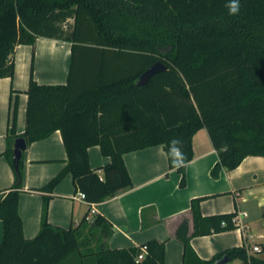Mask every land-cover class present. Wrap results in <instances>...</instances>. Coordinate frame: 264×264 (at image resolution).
I'll list each match as a JSON object with an SVG mask.
<instances>
[{"label":"trees","instance_id":"1","mask_svg":"<svg viewBox=\"0 0 264 264\" xmlns=\"http://www.w3.org/2000/svg\"><path fill=\"white\" fill-rule=\"evenodd\" d=\"M227 0H0V77H14L17 44L35 46L40 36L69 41L71 59L65 84H41L34 78V57L26 113V130L17 133L18 101L11 115L5 155L15 169L13 145L27 144L59 129L66 165L44 186L53 193L69 174L89 203H99L132 186L124 154L179 137L187 163L194 157L193 136L206 128L219 160L211 170L238 167L249 155L264 156V0H241L230 16ZM73 18L71 30L64 28ZM166 70L142 74L156 62ZM99 145L110 158L103 177L90 163L89 148ZM169 161V160H168ZM180 186L187 184L186 166ZM23 157L17 182L0 195L4 235L0 264H165L166 242L151 239L141 246L110 248L99 243L112 224L102 214L69 228L48 220L51 195L43 198L41 228L26 238L19 212ZM169 166L171 167L170 161ZM172 168V167H171ZM2 191H0V194ZM191 200L194 230L183 220V264H264L245 246L201 258L194 236L236 228L235 212L203 215ZM91 238H97L92 246ZM83 244L88 245L87 251ZM93 247V248H92ZM96 248V249H94ZM145 250V255L138 260ZM263 251V249L261 250Z\"/></svg>","mask_w":264,"mask_h":264},{"label":"crops","instance_id":"2","mask_svg":"<svg viewBox=\"0 0 264 264\" xmlns=\"http://www.w3.org/2000/svg\"><path fill=\"white\" fill-rule=\"evenodd\" d=\"M33 57L35 80L41 84H65L69 75L71 43L40 36L35 46L17 44L14 77H0V195L3 196L17 182L15 169L5 151L16 100L17 133L26 130L27 89ZM193 151L194 157L186 166L187 184L184 187L180 186L181 172L171 168L162 154L166 152L163 145L125 153V163L133 184L95 204V214L104 215L112 224L109 235L99 234V243L110 248H129L157 239L166 242L165 264H183L184 245L177 237V229L183 220H187L189 233H192L191 200L210 196L201 202L203 215L246 211L247 216H243L242 220L247 228L245 231L236 227L194 236L191 244L198 255L210 259L225 249L245 246L250 254L264 258V156L249 155L235 169L223 167L215 178L211 170L219 156L206 128L194 134ZM22 157L23 187L19 212L25 237L33 238L41 228L43 198L50 194L34 188L47 184L66 165L67 151L61 131L57 129L48 137L28 144ZM89 157L91 166L103 177L102 166L110 158L103 155L99 145L89 148ZM78 192L72 175H67L50 194L49 222L65 228L79 225L90 204L77 198ZM3 235V221L0 219V243ZM256 244L261 245L263 251H252ZM63 264H73V261ZM225 264L244 263L241 259H234Z\"/></svg>","mask_w":264,"mask_h":264},{"label":"clouds","instance_id":"3","mask_svg":"<svg viewBox=\"0 0 264 264\" xmlns=\"http://www.w3.org/2000/svg\"><path fill=\"white\" fill-rule=\"evenodd\" d=\"M225 7L230 16L238 15L241 10V0H227ZM166 152L162 154L170 161L171 167L179 170L187 163V155L184 151V142L179 137L171 138L166 145Z\"/></svg>","mask_w":264,"mask_h":264},{"label":"water","instance_id":"4","mask_svg":"<svg viewBox=\"0 0 264 264\" xmlns=\"http://www.w3.org/2000/svg\"><path fill=\"white\" fill-rule=\"evenodd\" d=\"M166 70L164 63L158 61L155 64L151 65L141 76L139 82L145 83L147 79L156 72ZM27 141L24 137H18L15 141L14 150H13V159L15 162V169L19 170V161L22 157L23 151L27 148ZM229 259L224 257L221 259L220 263H227Z\"/></svg>","mask_w":264,"mask_h":264},{"label":"built area","instance_id":"5","mask_svg":"<svg viewBox=\"0 0 264 264\" xmlns=\"http://www.w3.org/2000/svg\"><path fill=\"white\" fill-rule=\"evenodd\" d=\"M77 198H80L82 200H86V195L84 192L79 191L78 194L76 195ZM90 204V213L88 215V219H92V217L94 216V214L96 213V207H95V203H89ZM243 216H247V212L246 211H240L237 212L235 217H234V221H235V225L236 227H238L240 230L245 231L247 226L246 224L243 222L242 217ZM262 247L259 244H256L252 247V251L258 252L261 251ZM145 254V250L142 254L139 255L138 260H141L143 258Z\"/></svg>","mask_w":264,"mask_h":264},{"label":"rangeland","instance_id":"6","mask_svg":"<svg viewBox=\"0 0 264 264\" xmlns=\"http://www.w3.org/2000/svg\"><path fill=\"white\" fill-rule=\"evenodd\" d=\"M64 25V28L66 29V30H71L72 29V26H73V18H70L66 23H64L63 24ZM89 241H93L92 242V246H95V244H97V238H91ZM89 246V244L88 245H85V244H83V250L84 251H87V247ZM93 248V247H92ZM94 249H96V248H94Z\"/></svg>","mask_w":264,"mask_h":264}]
</instances>
